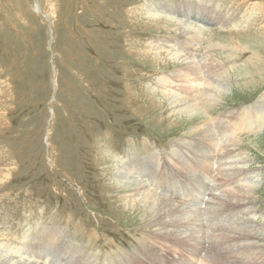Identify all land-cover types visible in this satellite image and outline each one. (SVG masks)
Listing matches in <instances>:
<instances>
[{"label": "rangeland", "instance_id": "rangeland-1", "mask_svg": "<svg viewBox=\"0 0 264 264\" xmlns=\"http://www.w3.org/2000/svg\"><path fill=\"white\" fill-rule=\"evenodd\" d=\"M157 3L170 16L185 11L209 24L197 52L181 28L148 16L145 8ZM263 27L264 0H0V256H5L0 264L8 259L10 264H71L79 255L91 261L100 255V264H117L125 263L128 254L146 259L145 264H212L178 246L161 251L168 246L164 241L155 248L156 262L138 252L145 238L169 230L180 238L193 234L202 240L207 234L209 242L217 235L198 224L184 233L162 229L146 205L127 199L132 192L118 188L114 177L120 158L128 155L139 159L136 173H148L155 158L160 165L167 158L164 164L172 171L177 160L183 161L186 172L193 173L194 159L209 157L202 164L204 175H195L199 178L192 185L191 175L179 174V167L173 172L183 189L172 198L198 205L205 195L195 190V200L187 196L211 174L210 185L220 191L212 188L204 202L227 211L218 213L225 215L220 226L240 233L254 228L246 244L264 251V113L250 117L256 104L264 106L259 105L264 99ZM174 43L196 53L200 66L206 64L201 70L210 72L205 84H191L193 77L187 82L183 68L190 64L170 60L165 50L158 56L159 47ZM236 45L240 50L231 49ZM173 74H181L180 79H170ZM188 86L193 89L185 94ZM195 91L214 100L204 104L197 94L205 113L175 112L173 102L187 101ZM238 114L250 117L254 128L239 131ZM206 123L233 141L223 137L224 147H215V141L201 138ZM220 157L226 158L222 167L215 163ZM209 160L213 170L220 166L217 176ZM231 172L230 184L225 179ZM248 177H255V184H248ZM237 201L240 207L224 206ZM244 219L253 221L249 225ZM50 229L70 247L53 252L57 239L47 236ZM239 244L230 242L229 251ZM23 249L27 254L21 255ZM216 256L215 263H225L220 259L226 255Z\"/></svg>", "mask_w": 264, "mask_h": 264}, {"label": "bare ground", "instance_id": "bare-ground-1", "mask_svg": "<svg viewBox=\"0 0 264 264\" xmlns=\"http://www.w3.org/2000/svg\"><path fill=\"white\" fill-rule=\"evenodd\" d=\"M35 7H36V11L39 12L38 5L35 4ZM165 7L164 6H160L158 3L157 4H152L151 6H148L147 8H145V12H147L148 16L152 15V17H154V20H156V21L159 20V19H162V17H163L164 19H167L169 23H172L173 27L175 26V29L176 28L177 29L181 28L182 34H184V36L186 37L185 41H187V43L189 45L193 46V50L192 51L197 52V50H198V48H199V46L201 44L200 43L201 42L200 41L201 40V34H202L201 32H202L203 29L206 28V26H209V24L208 25L202 24L200 22V20L197 19L195 16H194V18H192L191 15H188V17H187L186 16L187 14L185 13V11H184V14L182 13L183 15H179V16H177L175 18L174 16H170V13H167L166 11H164ZM169 8H171V7H169ZM169 8H168V10H169ZM198 11H200V10H198ZM212 11L213 10H211V12ZM205 13H207V12H205ZM198 15L200 16V14H198ZM208 18H209V16H208ZM172 20H174V21H172ZM178 21L181 22V23H179ZM207 23H209V22H207ZM213 24L214 23L211 22V25H213ZM215 24H216L215 26L218 25L217 22ZM209 47L211 48V45ZM231 49L240 50V47L236 45V46H234ZM161 52L165 53L166 56L170 60L181 62V63H184V64H190V65H188V66L183 68V71H184L183 74H184L185 77H187V82L190 81V78L193 77L192 78L193 81L191 82V84H197V86L205 84V82H206V80L208 78L207 75H208L209 71L206 72L207 75H205L204 72L201 71L202 67H205L206 64H204L202 66L199 65L200 62L198 60V57H197L196 53L184 52L183 48L179 47L178 43H174L172 45H167V46H163V47L161 46V47H159V50H156V53L158 54V56L161 54ZM205 68H207V66ZM180 76H181V74H173V77H171L170 79H174V77L176 79V78H179ZM216 77H219V74L216 75ZM171 81H173V80H171ZM196 81H198V82H196ZM217 86H220V85L217 84ZM188 87H189V89H187L184 92L185 94H187L190 89H193L191 86H188ZM198 93H199L200 97L203 98L204 104H205V101L212 102V103L214 102L213 98H211L209 94H206L204 92L202 93V92L195 91L196 95L195 94L190 95L189 98L187 99V101H185V100L181 101V99L179 100L177 98V101L173 102V103L176 104L174 108L177 107L175 112H180L181 114L182 113H186V114H195V113L198 114L199 113L198 115L204 114L205 111H203V108H201V105H200V102H199V95L197 96ZM257 103L259 104V102H257ZM263 104H264V99H262L260 101L259 105L262 106ZM207 107L209 108V106H207ZM213 107H214V105H213ZM254 108L255 109L251 112L250 117L251 116L254 117V116H256V114H257V116L260 115L258 113H261V114L264 113V106H262V108H258L257 104H256ZM206 110H208V109L206 108ZM238 117L240 118V121L237 120L239 122V125H238V130L239 131L243 130L244 128L245 129L246 128H248V129L249 128H254L253 125H252L253 122H252V120H250L251 119L250 117H248V116L244 117L242 115L240 116L239 114H238ZM207 123L205 124V126H204L205 128L203 130H199L200 133H201V138L208 139L209 142L212 141V142H210L211 144H213V142L215 141L214 142V146L215 147L216 146L217 147L220 146L221 140H222L223 137L229 138L230 141H233L232 137H230V134H226L225 131H218L217 130L218 129L217 125L216 126L213 125L212 127H209V125H208L209 123L208 124ZM238 130H236V131H238ZM219 137H220V139L217 140ZM200 143H202V141H200ZM203 144L199 145L200 148L203 147ZM221 147H224V146L222 145ZM114 154L116 155L115 158L117 159L119 157V155H117L116 153H114ZM213 154H215V153H213ZM157 156L158 155H156V157ZM223 158L224 157L218 158L215 163L216 164L218 163L220 165L221 163H223L224 160H226V158L225 159H223ZM229 158L230 157H228L227 159H229ZM164 159H165L164 160V163H165L167 158H164ZM208 159H209V157H200L199 156V157L195 158L193 162L191 161L192 164H190V167H191L193 173H195V171H196V173L194 175H192L193 173L191 172V170L188 171V173L186 172L187 169L189 170V167L187 165H185L184 163H182L183 161H178L177 160L175 163L173 161V163L175 165V168L172 171V169L170 167L168 168L167 165H165L163 162L160 165L159 164L160 161L158 159L156 160V158H155V163L151 164L150 171H148V173H147V171H144L142 173H139V172L136 173V170H138V169L135 168V166H136V163L139 162V159L135 158V156H133V155H128L127 158H122V159L120 158V161H122L123 163L121 165H119V168H118L119 170L117 169L118 171H117V173L115 172L116 174H115V177H114V178H116V182L118 181L117 187L120 188V189L121 188L122 189H126V190L129 189V191L132 192L130 194V196L126 197L127 199H129V200H136L137 199L138 202L146 205L145 207H146V209L149 210V212L151 213V215L155 219V220L153 219V221L156 222V225L158 224L157 222L159 220L158 226L164 227L162 229H166V228L172 227L173 229L174 228L176 229L175 231H172V232H178V233H180V232L184 233L183 230H189L190 231V229L192 230V229L196 228L195 227L196 224H198V227H204L205 228V226H208V229L210 228V230H212L211 234L216 233L217 237H215V235H214L215 239L218 238V240L216 239V241L214 239L213 241L209 242V238L210 237L207 234H205V236H203L202 240L200 238L195 237L193 234H190L186 238L173 237L174 236L173 233H171V231L169 230L170 232L166 231V232H164V233H162L160 235L156 234L157 236H155V237L150 235L149 237L145 238V242L142 243V245H141L140 249L138 250V252L141 253L142 257H144V258L147 257L149 259V261L156 262L155 261L156 258H155L154 255L155 254L157 255V252H156L155 248L158 247V246H163V242L162 241H164L165 244H168V246L166 247L164 245L163 249L161 251H163V250L165 251V250H167V249H169L170 247H173V246H178L182 250H185L187 255L189 254L193 258L202 256V257H204V260H206V261H208V262H210L212 264H217V263H215L216 259H214V257L216 255L218 257H220V255H222V256L226 255V257L220 259V260H225L224 264H264V251H263V249H261V247L259 248V246H256L255 243L246 244L247 240L251 241V239L254 238L250 234V232L255 231V229L253 228V229H251V231L249 230V231L241 232V233L240 232H233L232 230H231V232L227 231L226 228H223V226H220V224H219V220L221 218L225 217V215H224V213H223V215L222 214H218V213H219V211L221 213L225 212V211H222L221 208H217V209L212 208L210 206L211 204L210 205L208 204L210 201L207 204L204 202V199H205L206 195L211 196L207 192L210 191L212 188H214V190L217 189L218 191H220V189L218 187H214L213 185H210V182H214L213 179H211V174L208 175L207 178H205V182L200 184L201 188L199 186H197L198 188L194 189L191 192L192 194L189 197L187 196V198H191V199L195 200L196 191H197V193L199 194V196L201 198L205 195V197H204V199L202 201L200 199V202L198 203V205L194 204L193 202H191L189 204V206H187L186 202L184 200L172 198L173 195H177V194L181 195L180 193H181V191L183 189L181 187V185L178 184L176 179L172 176V174H174L173 172L177 171V169L179 167V169H178V173L179 174L182 173V175H184L183 173L186 172L187 173L186 175H189V176L191 175V178L189 180H187V177H185V176H184V178L191 183L190 185H192V181H197L198 180L199 177H196L198 174L204 175L205 171H203L204 167L202 166V164H205ZM149 160H151V158H149ZM209 164H210V169L213 170L214 162L210 163V160H209ZM207 166H209V165H207ZM220 166L222 167V165H220ZM220 166L213 170V173L216 172L215 176L218 175L219 172H217V171H219ZM210 169L208 168V170H210ZM139 171H141V170H139ZM243 171L245 172L246 170H243ZM237 174H240V171H238ZM189 176H188V178H189ZM234 178H235V176H234L233 172H231L230 175H228V177L225 179V182L230 183L231 181L234 180ZM244 178H243L242 181L247 179L246 175L244 176ZM237 181L238 180H236L235 182H237ZM249 181L251 183H248V184H255V182H256L255 181V177L249 178ZM151 185H153L156 190L160 189L161 191L160 192H158L159 190H157L156 192L153 191L152 190L153 188H151ZM244 186H247V185H244ZM205 187H206V190L204 191ZM204 192H206L207 194L206 193L204 194ZM240 192L243 193L242 194L243 196L249 195V191L241 190ZM160 193H162L160 195L162 197L158 198ZM227 193H228V195H231L230 192L227 191ZM217 196H219V193L218 194L214 193L213 199L215 198L216 200H218L219 203H221L222 201L219 200ZM126 198H125V200H126ZM171 198H172L173 201L177 202L178 206L175 207L173 205V203L171 201ZM248 198L249 197H246V199H248ZM191 199H188V200H191ZM182 201H184V202H182ZM191 204H192V206H191ZM229 205L233 206V207H240L239 201H237L235 203H232V204L227 203L224 206L225 207L226 206L229 207ZM203 206H205V207H203ZM226 213H227V211L225 212V214ZM251 214L253 215L254 213L251 211ZM187 215H188V217H186ZM246 216L248 218L250 217L249 214H246ZM184 217L187 218L186 219L187 221L185 220ZM216 217H219V218L217 219ZM165 218H167V219L169 218L168 221H165L164 220ZM231 220H232V218H231ZM240 220H243V218H240ZM247 221H246L245 224L249 223V225H250L251 221H253V219H250V220H247ZM195 233H197V232H195ZM229 234H231V236H230L231 238L229 237ZM47 236L50 237L53 242H54L55 239H57V245L55 246L57 250H53V252H55V253L58 252V251L60 253L61 250H62V246L70 247L69 244L67 242H64V240L62 238H57L59 236V233L56 230L50 229V231L48 232ZM211 238H213V237H211ZM141 241H144V239L141 240ZM235 241L240 242V244L238 246L236 245V248L234 250L235 252H231L228 249V245H230V242H235ZM208 243H209L210 247L206 246V244H208ZM59 248H60V250H59ZM7 249H8V247H7ZM70 249L71 248H69V250ZM26 251L23 249L21 255H25ZM204 252H205V254H204ZM26 254H27V252H26ZM78 254H80V253H78ZM210 254H213V255H211V257H210ZM0 257H2V256H0ZM4 257H2V258H4ZM90 258L91 257L87 258L86 256L84 257L83 255H79V256L76 257V259L74 261L71 262V264H100V262L97 261V260H100V255H97V258H96L97 260H95V258H94V260L91 261ZM69 259H70V257H69ZM118 259L119 258H117V261H118ZM126 259H127L126 260L127 263L126 262L122 263L121 262L122 260H121V261L117 262V264H145V260H146V259L141 258L140 256H134L132 254H130V255L128 254V257ZM4 261H5V258H4ZM11 261L12 260L8 259V260H6L7 263H4V264H10ZM174 261L175 260H173V262ZM182 262H183V260H182ZM66 263L70 264V261H67ZM180 264H182V263H180Z\"/></svg>", "mask_w": 264, "mask_h": 264}]
</instances>
